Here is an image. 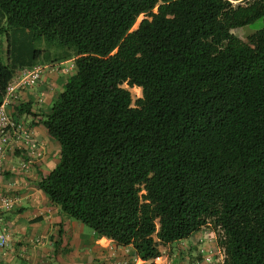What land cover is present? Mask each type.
<instances>
[{"label": "trees", "instance_id": "16d2710c", "mask_svg": "<svg viewBox=\"0 0 264 264\" xmlns=\"http://www.w3.org/2000/svg\"><path fill=\"white\" fill-rule=\"evenodd\" d=\"M0 15L75 56L42 121L61 147L37 183L53 205L144 261L211 226L220 264H264V26L233 31L264 0H0ZM13 77L0 60V105Z\"/></svg>", "mask_w": 264, "mask_h": 264}, {"label": "crops", "instance_id": "0c3cea01", "mask_svg": "<svg viewBox=\"0 0 264 264\" xmlns=\"http://www.w3.org/2000/svg\"><path fill=\"white\" fill-rule=\"evenodd\" d=\"M0 26L3 27L0 60L14 69V76L37 64L50 67L38 85L20 90L16 105L8 108L31 131L33 143L18 146L12 140L0 170V201L7 193L18 198L12 207L3 210L0 219V234L8 229L13 237L8 246L0 248V264H130L136 256L130 246H120L107 237H100L81 221L65 215L37 186L60 159L61 147L42 121L68 78L75 73L76 68L72 66L75 56H60L55 47L34 40L29 29L7 30L4 21ZM22 103L31 105V114H17L16 108ZM24 159L33 160L27 171L21 167ZM188 240L181 242L188 243ZM175 255H162L145 264L161 263L166 257L164 264H176Z\"/></svg>", "mask_w": 264, "mask_h": 264}, {"label": "built area", "instance_id": "2783aa9c", "mask_svg": "<svg viewBox=\"0 0 264 264\" xmlns=\"http://www.w3.org/2000/svg\"><path fill=\"white\" fill-rule=\"evenodd\" d=\"M58 66L59 64L57 67ZM51 67H55V64H52ZM48 68L50 67L46 65H34L23 73L14 76L7 88L4 100L0 105V170L7 153V147L12 142V140H15L18 146H24V144L27 145L33 143V135L31 131L27 129L22 122L18 121V119L14 117L8 108L16 105L20 90L28 89L38 85ZM32 165V159H24L21 162V167L24 171H27ZM17 199L18 198L16 195L12 193H7L1 198L0 219L3 214V210L5 208L12 207ZM12 239L13 237L11 231L4 229V231L0 234V248H5L8 246ZM145 263H147V261H144L137 256L133 257L130 261V264ZM149 264L161 263L150 262Z\"/></svg>", "mask_w": 264, "mask_h": 264}, {"label": "rangeland", "instance_id": "374dc122", "mask_svg": "<svg viewBox=\"0 0 264 264\" xmlns=\"http://www.w3.org/2000/svg\"><path fill=\"white\" fill-rule=\"evenodd\" d=\"M246 1L247 0H232V3L237 5ZM142 18L143 15L138 18L134 28L138 26ZM263 26L264 20L258 19L242 28L234 29L233 31L246 41L249 34L254 33ZM124 86L131 91L134 100L142 96V89L140 87H130L127 84H124ZM180 246H182V248L178 250L177 246L174 247L173 244L165 245L162 247V255L171 257L178 253L179 255H175V257L180 258L182 250L185 251V256L182 257L180 261L177 260L176 264H220L224 259V250L218 244V233L215 232L211 226H204L198 233L189 238L188 243H181ZM175 249L176 252L174 253ZM167 257L165 260H160V262L165 263Z\"/></svg>", "mask_w": 264, "mask_h": 264}, {"label": "clouds", "instance_id": "9594fccd", "mask_svg": "<svg viewBox=\"0 0 264 264\" xmlns=\"http://www.w3.org/2000/svg\"><path fill=\"white\" fill-rule=\"evenodd\" d=\"M232 1V0H231ZM73 67H75V63H74V66Z\"/></svg>", "mask_w": 264, "mask_h": 264}]
</instances>
